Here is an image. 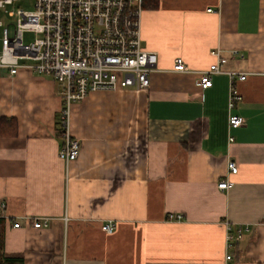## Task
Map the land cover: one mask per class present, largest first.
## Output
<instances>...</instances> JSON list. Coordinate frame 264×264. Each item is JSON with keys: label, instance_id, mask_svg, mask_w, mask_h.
Returning <instances> with one entry per match:
<instances>
[{"label": "crops", "instance_id": "0c3cea01", "mask_svg": "<svg viewBox=\"0 0 264 264\" xmlns=\"http://www.w3.org/2000/svg\"><path fill=\"white\" fill-rule=\"evenodd\" d=\"M142 46L158 54L147 89L95 91L72 104L80 151L68 165L59 157L62 85L29 68L2 71L0 118L15 126L0 134L1 257L264 264V0H159L144 7ZM214 49L225 59L222 72L202 88ZM178 57L188 71L174 69ZM229 71L246 74L232 110ZM232 113L244 117L241 126L230 128ZM223 178L233 187L220 189ZM245 226L230 248V228Z\"/></svg>", "mask_w": 264, "mask_h": 264}, {"label": "built area", "instance_id": "2783aa9c", "mask_svg": "<svg viewBox=\"0 0 264 264\" xmlns=\"http://www.w3.org/2000/svg\"><path fill=\"white\" fill-rule=\"evenodd\" d=\"M19 0H0V8ZM33 10H18L13 32L3 27L0 51V77L3 70L15 75L21 68L54 77L64 85V107L60 128L64 142L59 157L68 165L77 159L80 140L71 131V106L95 91L116 90L122 87L147 89L151 85V73L158 69V54L142 46V18L144 0H34ZM208 8V11H212ZM13 14V13H11ZM25 32L37 34L32 43L24 40ZM238 53V52H237ZM217 61L201 71L202 88L212 85V74L222 72L220 64L225 59L219 49L212 50ZM24 60V62H23ZM174 69L188 71L183 58L178 57ZM229 108L242 98L236 82L244 80L245 73L229 71ZM244 117L232 113L230 128L244 123ZM230 140H234L231 136ZM230 173L238 172L235 161L228 163ZM234 182L223 178L218 182L222 190H229ZM181 213H169L168 220H181ZM48 221L35 220L34 227L46 226ZM114 221L103 225L112 232ZM20 223H15L19 226ZM248 226L228 233L229 247L243 238ZM232 258L231 253L226 256Z\"/></svg>", "mask_w": 264, "mask_h": 264}, {"label": "rangeland", "instance_id": "374dc122", "mask_svg": "<svg viewBox=\"0 0 264 264\" xmlns=\"http://www.w3.org/2000/svg\"><path fill=\"white\" fill-rule=\"evenodd\" d=\"M20 8L28 11L33 10L35 8L34 0H19L14 4L0 8V37L2 36V30L4 26H10V29L13 32L16 20L18 18V10ZM37 36L38 35L33 32H25L24 40L26 43H32L37 38ZM62 88H64V85H62Z\"/></svg>", "mask_w": 264, "mask_h": 264}, {"label": "trees", "instance_id": "16d2710c", "mask_svg": "<svg viewBox=\"0 0 264 264\" xmlns=\"http://www.w3.org/2000/svg\"><path fill=\"white\" fill-rule=\"evenodd\" d=\"M159 0H144V7L145 6H149L150 4H155L157 5ZM4 121H7L6 118H0V128L2 127V122ZM9 122L11 125H9L10 127H5V124H4V128H5V131L4 132H1L0 130V134H4V133H9L10 129L12 127L15 126V123L13 121H7ZM8 130V131H7ZM12 132H10L11 134ZM2 247H3V241L0 240V264H17V263H20L22 261V258L21 257H12V256H2L1 257V253H2Z\"/></svg>", "mask_w": 264, "mask_h": 264}]
</instances>
